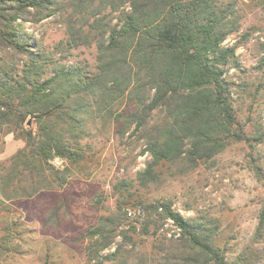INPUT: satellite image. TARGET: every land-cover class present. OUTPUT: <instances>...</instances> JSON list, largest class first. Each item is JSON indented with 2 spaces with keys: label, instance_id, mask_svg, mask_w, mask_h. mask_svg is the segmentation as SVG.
Returning a JSON list of instances; mask_svg holds the SVG:
<instances>
[{
  "label": "trees",
  "instance_id": "16d2710c",
  "mask_svg": "<svg viewBox=\"0 0 264 264\" xmlns=\"http://www.w3.org/2000/svg\"><path fill=\"white\" fill-rule=\"evenodd\" d=\"M94 1L0 0V131L25 141L1 177L2 188L17 182L11 193L3 192L8 198L65 183L69 164L77 167L90 160L85 148L92 147L89 139L100 132L97 119L101 128L111 120L118 124L119 136L131 130L143 141L151 156L139 174L145 185L160 178L164 163L183 160L191 168L219 152L230 138H243L233 130L236 116L227 78L228 67L237 64L235 48L222 44L234 23L228 20L232 7L221 8L215 0H98V6ZM106 7L116 13L115 22L106 15L95 17ZM64 11L68 36L55 47L64 56L93 40L94 71L52 59L18 22ZM56 159L68 165L57 169ZM121 196L114 213L85 231L89 260L102 257L100 252L117 235L131 239L121 229L130 200ZM143 208L146 233V226L161 220H171L180 230L178 237L156 239V264H238L226 261L214 243L216 223L185 217L170 201L155 200Z\"/></svg>",
  "mask_w": 264,
  "mask_h": 264
},
{
  "label": "rangeland",
  "instance_id": "374dc122",
  "mask_svg": "<svg viewBox=\"0 0 264 264\" xmlns=\"http://www.w3.org/2000/svg\"><path fill=\"white\" fill-rule=\"evenodd\" d=\"M215 2L233 11L228 12V20L234 21L228 26L232 30L222 44L235 48L237 64L228 67L227 78L232 82L236 116L233 130L243 138H230L219 152L191 168L185 167L183 160L164 163L160 178L145 185L139 174L151 156L144 151L143 141L131 130L119 136L118 124L111 120L101 128L102 121L97 119L95 127L100 132L89 139L92 147L85 148L92 155L90 160L77 167L69 164L70 176L61 186L54 184L31 196L14 194L8 198L3 192L11 193L16 180L4 188L0 185V264H118L120 260L156 264V239L163 235L178 237L180 230L171 220H161L155 225L150 223L145 232L147 215L143 206L155 200L170 201L172 208L185 217L209 225L216 223L213 241L226 261L264 264V222L260 224L264 220V0ZM94 4L98 6V0ZM108 11V7L99 8L95 17L106 15L107 19L113 17L111 23L115 22L116 13ZM66 13L18 22L52 59L66 65H85L86 70L94 71L97 48L93 40L70 49L64 56L55 47L68 36L62 20ZM31 126L36 128L34 122ZM24 147L23 138L0 131V181L13 156ZM54 165L63 169L68 162L56 159ZM122 193L130 202L123 208L127 219L121 229L131 239L117 235L100 252L102 257L89 260L84 233L101 216L116 211ZM127 211L132 215L128 216Z\"/></svg>",
  "mask_w": 264,
  "mask_h": 264
},
{
  "label": "built area",
  "instance_id": "2783aa9c",
  "mask_svg": "<svg viewBox=\"0 0 264 264\" xmlns=\"http://www.w3.org/2000/svg\"><path fill=\"white\" fill-rule=\"evenodd\" d=\"M127 214H128V216H131L132 212L131 211H127Z\"/></svg>",
  "mask_w": 264,
  "mask_h": 264
}]
</instances>
